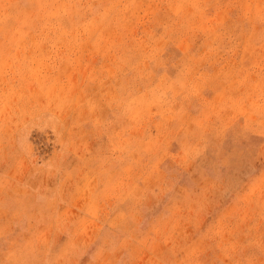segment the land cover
<instances>
[{
  "label": "rangeland",
  "instance_id": "1",
  "mask_svg": "<svg viewBox=\"0 0 264 264\" xmlns=\"http://www.w3.org/2000/svg\"><path fill=\"white\" fill-rule=\"evenodd\" d=\"M0 264H264V0H0Z\"/></svg>",
  "mask_w": 264,
  "mask_h": 264
}]
</instances>
